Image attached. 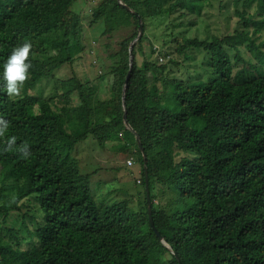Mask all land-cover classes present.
<instances>
[{"label": "trees", "instance_id": "1", "mask_svg": "<svg viewBox=\"0 0 264 264\" xmlns=\"http://www.w3.org/2000/svg\"><path fill=\"white\" fill-rule=\"evenodd\" d=\"M122 1L131 9L104 0L95 12L110 32L138 27L140 19L145 30L149 18L178 10L201 13L212 2ZM75 2L0 0V116L9 123L0 138V171L15 180L0 187V213L7 222L25 201L42 213L34 230L25 223V238L12 229V240L0 235V264H264V41L255 39L264 30V0H234L251 6L240 12L245 29L210 39L184 37L179 50L187 58H194L189 48L210 55L209 79L202 77L205 69L195 68L196 77L185 79L169 75L164 63L134 61L124 96L136 31L114 54L110 96L100 95L93 81L79 79L64 81L65 90L50 97L32 93L81 48ZM26 40L33 45L30 78L20 96L9 97L3 65ZM243 45L257 62L249 64ZM51 48L58 52L47 56ZM120 133L143 161L146 196L140 209L127 199L100 203L90 175L72 154L90 135L104 144ZM12 136L16 143L6 150ZM25 142L27 158L18 150Z\"/></svg>", "mask_w": 264, "mask_h": 264}, {"label": "rangeland", "instance_id": "2", "mask_svg": "<svg viewBox=\"0 0 264 264\" xmlns=\"http://www.w3.org/2000/svg\"><path fill=\"white\" fill-rule=\"evenodd\" d=\"M103 1L76 0L73 10L81 19V48L76 51L72 61L61 65L30 92L50 97L55 91L62 93L65 90L64 81L79 79L83 82L93 81L99 85L100 95L110 96L114 80L110 72L118 59L114 54L119 51L122 40L132 37L136 31L139 33V26L129 24L108 31L106 20L95 17V12ZM250 8L251 6L243 3L237 6L234 0H212L201 13L182 14L178 10L149 18L141 36L145 37L137 46L136 55L130 54V58L132 57L133 62L136 61L138 65L146 59L164 63L169 67V75L185 79L196 77L195 68H199L200 71L205 69L202 77L209 79L210 55L204 49L189 48L187 52L194 58H187L179 50L184 37L210 39L214 35L223 37L245 29L240 12ZM255 39L257 44L262 43L264 30L255 35ZM138 40L137 35L133 40L134 47ZM241 50L249 64L257 62L253 50L244 45L241 46ZM57 52L56 48H51L47 56ZM235 53L231 50L232 57ZM234 61L236 62L235 59ZM242 65L243 63L236 62V68H241ZM207 70L209 71L206 72ZM121 134L104 144H100L90 135L77 143L72 154L79 159L82 173L90 175L94 194L100 203L105 200L127 199L135 209H140L145 205L146 196L145 188L140 181L143 161L136 145L128 143ZM4 182L14 183L15 180L4 179L0 171V187ZM156 201H161V198L158 197ZM3 202L4 200L0 198V207ZM41 219V211L25 201L19 211L11 212L7 222L3 221V214L0 213V235L6 240H12L10 232L12 229L16 236L23 239L29 233L25 223L30 230H34Z\"/></svg>", "mask_w": 264, "mask_h": 264}, {"label": "clouds", "instance_id": "3", "mask_svg": "<svg viewBox=\"0 0 264 264\" xmlns=\"http://www.w3.org/2000/svg\"><path fill=\"white\" fill-rule=\"evenodd\" d=\"M32 47V43L27 40L22 44H18L12 49L11 54L3 65V87L9 97L20 96L23 86L30 78ZM8 127V121L0 116V138L5 137ZM16 139L15 136H12L6 140L8 146L6 150L12 149V146L16 143ZM18 150L23 154L24 158L31 155L27 142L22 144Z\"/></svg>", "mask_w": 264, "mask_h": 264}, {"label": "water", "instance_id": "4", "mask_svg": "<svg viewBox=\"0 0 264 264\" xmlns=\"http://www.w3.org/2000/svg\"><path fill=\"white\" fill-rule=\"evenodd\" d=\"M119 1H120V3H122L123 5H126L128 9H131V8H130L127 4H125L122 0H119ZM143 32H144V23H143L142 19H140L138 38H140V37L142 36ZM134 42H135V41H133V42L131 43V46H130V52H131L130 54H131V56H132V54H133ZM132 68H133V58L131 57V58H130V70H129V73H128L127 77H126V81H125V85H124V96H125V91H126V89H127V87H128V83H129V79H130V76H131ZM124 119H125V123L128 125V127L131 128V127L129 126V122H128V120H127V111H126V110H125V113H124ZM137 138H138V143H139V145H140V148H141L142 151H143L142 143H141L140 137H139L138 135H137ZM145 166H146V160H145ZM145 174H146V190H147V200H148V207H149V217H150L151 225H152L153 227H155V224H154V221H153V216H152V201H151V193H150V187H149V177H148V171H147V170H146ZM155 230H156L157 235H158L161 239H164V237H163V235L160 233V231H159L157 228H155ZM180 264H181V262H180Z\"/></svg>", "mask_w": 264, "mask_h": 264}]
</instances>
